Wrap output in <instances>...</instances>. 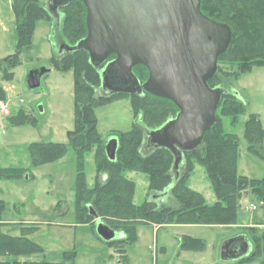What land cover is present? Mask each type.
<instances>
[{
  "label": "trees",
  "instance_id": "obj_1",
  "mask_svg": "<svg viewBox=\"0 0 264 264\" xmlns=\"http://www.w3.org/2000/svg\"><path fill=\"white\" fill-rule=\"evenodd\" d=\"M12 6L17 21L18 43L16 52L0 59L3 79L12 77L20 53L31 47L38 21L53 18L50 8L40 0H12ZM61 8H65L66 12L62 13L63 33L61 31L60 36H68L66 33L71 29L75 33L74 43H78L88 32L87 7L83 0H73ZM201 8L208 16L228 23L232 30L231 44L220 54L218 69L208 79L211 87L222 90L216 122L207 129L196 147L184 151L188 163L195 161L205 167L217 195L213 203L207 202L205 194L191 186L188 173L181 172L180 167L175 168V155L169 148L157 146L147 138V130L161 126L178 114L179 107L174 101L148 91L98 94L102 68L115 54L99 67L93 63L85 48L66 52L61 57L54 52L51 58L55 67L72 69L75 76V127L68 134L70 145L79 157L77 220L90 223L95 228L96 221L101 219L117 231L119 235L111 240L98 236L122 253L123 259L127 257V247L136 241L138 227L142 223H236L242 198L249 193V188L264 204V176L249 177L239 173V137L227 131L218 116L221 109L232 117L233 122L238 120V116L245 112L246 104L235 89V81L255 65H264V0H201ZM221 64L236 68L229 72ZM135 70L140 72L138 77L144 82L149 75L148 67L138 64ZM122 95L130 96L134 121L128 130L112 131L118 134L120 146L116 158L111 159L105 152V142L98 129L96 107ZM0 97L7 98V91L2 85ZM33 120L23 109L12 117L15 124ZM245 138L250 152L264 158V125L256 112H251L246 120ZM94 147L96 175L93 185H90L86 180L84 156ZM68 148L67 142L34 141L29 151L33 164L37 166L62 157ZM130 170L144 172L149 182L148 197L140 204L134 200L137 184L127 174ZM27 172L26 167L0 166V178H17ZM62 203L60 201L56 205L58 213L66 212L62 210ZM4 210L5 201L0 198V264H74L75 251H65L66 259L63 261L19 259L45 249L28 235L37 225L22 226L24 232L19 235L4 231ZM255 238L256 248L248 256L238 258L240 261L256 258L259 245L264 247V233L256 234ZM206 244L205 239L192 235L185 234L181 238L182 249L200 250Z\"/></svg>",
  "mask_w": 264,
  "mask_h": 264
},
{
  "label": "rangeland",
  "instance_id": "obj_2",
  "mask_svg": "<svg viewBox=\"0 0 264 264\" xmlns=\"http://www.w3.org/2000/svg\"><path fill=\"white\" fill-rule=\"evenodd\" d=\"M52 7L53 0H40ZM51 20L38 21L32 45L22 51L19 62L10 79L0 85L7 91L10 114L0 113V166L26 167L27 174L17 178H0V198L5 201L2 229L12 234H22V226L37 225L29 236L44 247V252L24 255L23 259L63 261L65 251H75L74 264H264V247L252 260L224 259L221 249L224 241L244 234L251 242L248 256L255 248L256 234L264 233L263 201L249 188L242 198L237 222L219 225H154L142 223L137 239L127 247L126 259L116 248L98 236L92 224L78 222L76 217V179L79 157L70 145L68 131L75 127V76L72 69L62 70L52 63L53 53L58 57L66 54L61 41L74 45L75 33L68 30L62 34V13L65 8H53ZM63 33V31H62ZM65 39H64V38ZM18 43L17 21L12 0H0V59L16 52ZM233 72L236 66L221 64ZM46 67L38 87H30L28 76L31 70ZM137 75L140 72L135 70ZM140 71V70H139ZM235 89L246 104L244 113L236 122L218 110L225 129L239 137L240 156L238 171L249 177L264 176V158L250 152L245 138V124L251 112L259 114L264 125V65H255L235 81ZM108 94L100 88L98 94ZM33 117V121L15 124L12 117L20 110ZM98 129L106 143L112 131L128 130L133 126L134 113L130 96L122 95L115 100L96 107ZM112 132V133H111ZM119 140V137H118ZM34 141H60L69 144L68 151L60 158L35 166L29 151ZM120 146V141H119ZM95 148L84 156L86 180L93 185L96 175ZM119 148V147H118ZM118 151V150H117ZM107 154V152H106ZM188 173L191 186L203 192L207 202L213 203L217 195L205 167L198 162L188 163L185 155L175 168ZM127 174L136 181L135 202L140 204L149 193V182L144 172L130 170ZM63 201L58 213L56 205ZM255 206V207H254ZM255 224L249 225L251 221ZM235 224V225H234ZM262 224V225H260ZM189 233L206 240V246L198 252H185L181 247L183 234ZM262 248V250H261ZM12 259V256H9Z\"/></svg>",
  "mask_w": 264,
  "mask_h": 264
},
{
  "label": "water",
  "instance_id": "obj_3",
  "mask_svg": "<svg viewBox=\"0 0 264 264\" xmlns=\"http://www.w3.org/2000/svg\"><path fill=\"white\" fill-rule=\"evenodd\" d=\"M70 1L53 0L49 8L57 12L59 6ZM83 1L87 35L74 45L65 41L62 47L67 52L87 49L98 67L115 54L102 68L101 87L110 93L148 91L177 104L175 117L147 130L150 142L174 153L177 167L184 151L196 147L216 122L222 90L211 87L208 79L218 69L220 54L231 44L230 25L204 13L201 0ZM138 64L149 69L144 82L134 71ZM48 70H31L29 86L38 87ZM118 147V137L110 136L106 143L109 158H116ZM96 231L105 240L119 235L101 219L97 220ZM250 249V240L239 234L224 241L221 254L224 259H238Z\"/></svg>",
  "mask_w": 264,
  "mask_h": 264
},
{
  "label": "built area",
  "instance_id": "obj_4",
  "mask_svg": "<svg viewBox=\"0 0 264 264\" xmlns=\"http://www.w3.org/2000/svg\"><path fill=\"white\" fill-rule=\"evenodd\" d=\"M0 113H2V114H10L11 113V109H10V105H9V99L0 97Z\"/></svg>",
  "mask_w": 264,
  "mask_h": 264
},
{
  "label": "crops",
  "instance_id": "obj_5",
  "mask_svg": "<svg viewBox=\"0 0 264 264\" xmlns=\"http://www.w3.org/2000/svg\"><path fill=\"white\" fill-rule=\"evenodd\" d=\"M3 220L5 221V223L6 222H8L6 219H4L3 218ZM188 224H191V223H179L178 225H188ZM252 224H255L254 223V221L252 220L250 223H249V225H252ZM191 225H201V224H191ZM217 225H219V224H217ZM221 225V224H220ZM235 225V224H234ZM260 225H262V224H260ZM264 225V224H263ZM186 235H192V234H189V233H185ZM185 234H183V235H185ZM192 236H195V235H192ZM237 236V235H236ZM195 237H200V236H195ZM233 237V236H232ZM200 238H202V237H200ZM185 252H189V251H192L193 249H183ZM195 252H198L199 250H194ZM24 257L23 256H20L19 257V259H21V260H24L23 259Z\"/></svg>",
  "mask_w": 264,
  "mask_h": 264
},
{
  "label": "flooded vegetation",
  "instance_id": "obj_6",
  "mask_svg": "<svg viewBox=\"0 0 264 264\" xmlns=\"http://www.w3.org/2000/svg\"><path fill=\"white\" fill-rule=\"evenodd\" d=\"M58 38H61L60 35H58ZM63 42H65V41H61V44H60L61 49L65 48V47H62Z\"/></svg>",
  "mask_w": 264,
  "mask_h": 264
}]
</instances>
